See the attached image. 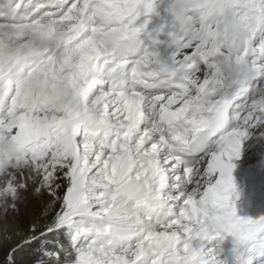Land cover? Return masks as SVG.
<instances>
[{
  "label": "snow or ice",
  "instance_id": "6c2138e0",
  "mask_svg": "<svg viewBox=\"0 0 264 264\" xmlns=\"http://www.w3.org/2000/svg\"><path fill=\"white\" fill-rule=\"evenodd\" d=\"M0 264H264V0H0Z\"/></svg>",
  "mask_w": 264,
  "mask_h": 264
}]
</instances>
